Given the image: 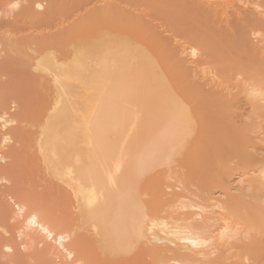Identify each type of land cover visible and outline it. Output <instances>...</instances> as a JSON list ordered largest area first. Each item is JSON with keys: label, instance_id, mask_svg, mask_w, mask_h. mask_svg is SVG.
I'll use <instances>...</instances> for the list:
<instances>
[{"label": "bare ground", "instance_id": "1", "mask_svg": "<svg viewBox=\"0 0 264 264\" xmlns=\"http://www.w3.org/2000/svg\"><path fill=\"white\" fill-rule=\"evenodd\" d=\"M218 33L214 3L114 0L5 45L23 99L0 130L3 264H218L174 189L211 205L209 178L264 161V61L220 58Z\"/></svg>", "mask_w": 264, "mask_h": 264}, {"label": "rangeland", "instance_id": "2", "mask_svg": "<svg viewBox=\"0 0 264 264\" xmlns=\"http://www.w3.org/2000/svg\"><path fill=\"white\" fill-rule=\"evenodd\" d=\"M75 1L0 0V130L6 129V127L1 129L2 124L10 125L6 122L12 120L14 107L23 99L22 88L13 81L11 76L12 65L6 57L5 45L12 41H22L30 37L53 34L59 28L67 27L76 15L83 14L93 5H101L103 1L113 2L114 0H89V2L88 0H79L82 2L79 6L75 4ZM202 1L216 4L218 10V47L220 55L223 54L219 55L220 58L227 57L228 60L240 61H248L254 58L264 61V0ZM55 13L58 15L55 16ZM237 34L238 36H236ZM163 36L174 38V35L168 32ZM240 36L244 40L239 38ZM173 40L174 43L183 44L184 48L188 46L184 40H179V38ZM225 41L229 43H225ZM231 45H236L240 49L234 51L230 49ZM196 59L194 57L191 60L197 61ZM235 75L234 80H232L233 84L236 78L237 81H245L243 76L236 75L235 77ZM228 87L230 89L229 85ZM231 90L236 92L237 88L232 86ZM259 102L264 103V95L259 98ZM238 106L241 108V113L249 112V106L242 96ZM259 131L252 133V137L257 142L253 151L259 157H264V125L261 124ZM177 158L175 157V159ZM189 189L190 192L185 191L183 185L178 183L174 190L181 192V194L184 193L186 202L195 204L196 201L202 208V210L192 209V211L196 210L195 212L200 214L197 219L205 238L202 241L203 247L212 252L210 257H215V253H213L215 250L212 249V245L218 243V264H264V161H258L248 167H238L223 183H218L209 178L206 181L205 189L209 193L208 197L212 200L211 205H207L200 199L202 194L197 187L192 186ZM229 207L234 208L233 215L229 213ZM0 264H3L1 260Z\"/></svg>", "mask_w": 264, "mask_h": 264}, {"label": "snow or ice", "instance_id": "3", "mask_svg": "<svg viewBox=\"0 0 264 264\" xmlns=\"http://www.w3.org/2000/svg\"><path fill=\"white\" fill-rule=\"evenodd\" d=\"M38 7H39V5H38Z\"/></svg>", "mask_w": 264, "mask_h": 264}]
</instances>
